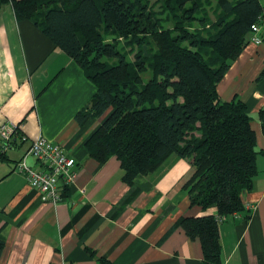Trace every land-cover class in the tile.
Instances as JSON below:
<instances>
[{
	"label": "crops",
	"instance_id": "obj_1",
	"mask_svg": "<svg viewBox=\"0 0 264 264\" xmlns=\"http://www.w3.org/2000/svg\"><path fill=\"white\" fill-rule=\"evenodd\" d=\"M249 42L217 84L222 100L245 103L256 138V169L243 194L245 211L219 224L222 264H264V32ZM96 91L83 69L29 19L0 9V125L18 134L0 158V264H203L198 238L177 224L180 217L216 214L190 205L184 188L193 172L183 158L160 170L123 180L119 160L98 163L85 141L101 118H76ZM26 138L23 139L22 136ZM45 137L75 159L74 183L58 202L42 201L14 165L32 139ZM2 140L0 137V146ZM32 168L41 166L27 155Z\"/></svg>",
	"mask_w": 264,
	"mask_h": 264
},
{
	"label": "trees",
	"instance_id": "obj_2",
	"mask_svg": "<svg viewBox=\"0 0 264 264\" xmlns=\"http://www.w3.org/2000/svg\"><path fill=\"white\" fill-rule=\"evenodd\" d=\"M214 1L210 20L208 0H0V9L10 4L16 19L31 20L96 86L75 115L80 124L102 117L84 144L90 158L115 156L128 184L172 157L192 164L189 203L216 214L177 224L199 239L203 264H222L219 224L245 211L242 196L257 172L248 108L222 100L217 84L264 11V0ZM259 117L264 133V111Z\"/></svg>",
	"mask_w": 264,
	"mask_h": 264
},
{
	"label": "built area",
	"instance_id": "obj_3",
	"mask_svg": "<svg viewBox=\"0 0 264 264\" xmlns=\"http://www.w3.org/2000/svg\"><path fill=\"white\" fill-rule=\"evenodd\" d=\"M262 32H264V11L251 24L250 42L261 44ZM17 134V125H0V137L2 140L0 158L2 153L10 147L11 142ZM22 138L25 139L26 137L23 135ZM27 155L35 157L42 167L38 169L30 167L25 162ZM74 168L75 159L60 144L54 143L42 136L32 139L24 157L14 165V171L22 173L25 176L29 186L39 192L42 201H51L53 203L62 199L64 189L74 183Z\"/></svg>",
	"mask_w": 264,
	"mask_h": 264
},
{
	"label": "rangeland",
	"instance_id": "obj_4",
	"mask_svg": "<svg viewBox=\"0 0 264 264\" xmlns=\"http://www.w3.org/2000/svg\"><path fill=\"white\" fill-rule=\"evenodd\" d=\"M150 3L153 4V2H155L156 0H149ZM204 7H205V10L207 12V15L209 17L210 20H214L215 19V16H216V11H215V1L214 0H208V3L205 2L204 4ZM159 7H158V4L157 5H154V10H158ZM196 27H197V24H196ZM125 42H123L124 44ZM126 49H129V48H126ZM129 59L133 60L134 59V53L132 54H129ZM149 76V73H145L143 74V78L144 80Z\"/></svg>",
	"mask_w": 264,
	"mask_h": 264
}]
</instances>
